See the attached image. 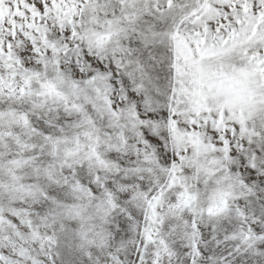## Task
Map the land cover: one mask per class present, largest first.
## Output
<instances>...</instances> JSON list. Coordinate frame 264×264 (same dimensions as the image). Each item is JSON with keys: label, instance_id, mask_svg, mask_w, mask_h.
<instances>
[{"label": "snow or ice", "instance_id": "1", "mask_svg": "<svg viewBox=\"0 0 264 264\" xmlns=\"http://www.w3.org/2000/svg\"><path fill=\"white\" fill-rule=\"evenodd\" d=\"M0 264H264V0H0Z\"/></svg>", "mask_w": 264, "mask_h": 264}]
</instances>
